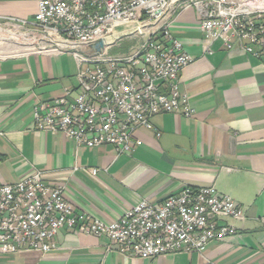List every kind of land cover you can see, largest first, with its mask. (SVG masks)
Returning a JSON list of instances; mask_svg holds the SVG:
<instances>
[{"label":"built area","instance_id":"2783aa9c","mask_svg":"<svg viewBox=\"0 0 264 264\" xmlns=\"http://www.w3.org/2000/svg\"><path fill=\"white\" fill-rule=\"evenodd\" d=\"M188 8L197 12L205 47L219 43L264 59V0H37L32 20H0V30L14 31L12 38L18 33L21 47L10 55L0 51V59L70 53L77 63L75 88L32 105L33 128L61 133L76 146L111 145L131 155L141 145L136 131L153 130L156 115L193 116L178 90L193 57L169 27L174 13ZM133 36L139 39L130 52L112 54L117 42ZM98 40L103 46L96 52L91 45ZM243 218V208L213 185H184L158 203L141 200L104 221L77 210L63 186L34 171L0 184V254L48 253L61 230L105 236L108 250L131 258L201 252L237 233L227 220Z\"/></svg>","mask_w":264,"mask_h":264},{"label":"crops","instance_id":"0c3cea01","mask_svg":"<svg viewBox=\"0 0 264 264\" xmlns=\"http://www.w3.org/2000/svg\"><path fill=\"white\" fill-rule=\"evenodd\" d=\"M36 11L37 0H0V20L29 21ZM169 27L193 57L178 90L195 114L156 115L153 130L136 131L141 145L131 155L111 145L76 146L61 133L33 128L35 101L76 87L70 53L0 59V184L38 171L45 182L63 186L77 210L104 221L184 185H213L243 208L242 220L226 221L237 233L201 252L143 259L108 250L105 236L61 230L55 250L0 254V264H264V59L219 43L205 47L194 9L174 13Z\"/></svg>","mask_w":264,"mask_h":264},{"label":"rangeland","instance_id":"374dc122","mask_svg":"<svg viewBox=\"0 0 264 264\" xmlns=\"http://www.w3.org/2000/svg\"><path fill=\"white\" fill-rule=\"evenodd\" d=\"M3 29V28H2ZM14 31H7L6 28L0 30V51L4 54H12L15 52H21V47H18L17 43L19 40L15 36L12 38L11 33ZM138 37H125L121 41L117 42L116 45L111 49L112 54H124L130 52L131 49L136 46L138 42ZM28 41H26L27 44ZM21 46V45H20ZM27 47V45H25ZM24 48V47H23ZM82 54H85L84 50H79ZM75 60V59H74Z\"/></svg>","mask_w":264,"mask_h":264},{"label":"water","instance_id":"95a60500","mask_svg":"<svg viewBox=\"0 0 264 264\" xmlns=\"http://www.w3.org/2000/svg\"><path fill=\"white\" fill-rule=\"evenodd\" d=\"M102 46H103L102 41L98 40L93 45H91V48H93L96 52H99Z\"/></svg>","mask_w":264,"mask_h":264}]
</instances>
